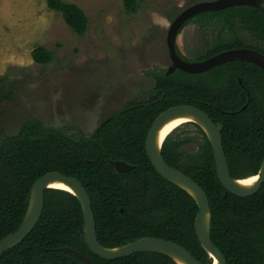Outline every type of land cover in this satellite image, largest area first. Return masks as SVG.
Listing matches in <instances>:
<instances>
[{
  "label": "trees",
  "instance_id": "obj_1",
  "mask_svg": "<svg viewBox=\"0 0 264 264\" xmlns=\"http://www.w3.org/2000/svg\"><path fill=\"white\" fill-rule=\"evenodd\" d=\"M143 0H122L126 13L136 14ZM60 14L77 37L86 34L88 20L76 5L62 0H44ZM264 2V0H263ZM203 28L219 24L225 34L205 46L197 61L222 51L245 47L243 33L259 41L264 55V11L236 6L197 15ZM240 34V35H239ZM35 64H49L53 56L44 47L32 50ZM209 75L208 79H197ZM149 93L129 101L105 119L89 136L67 135L39 120L23 121L15 135L0 142V240L20 226L32 184L48 172L78 179L86 189L94 215L96 236L104 248H117L144 237L161 238L185 248L202 264L211 259L194 233L197 205L184 190L163 179L151 166L144 150L148 129L170 107L189 105L204 111L213 123L222 125L221 136L233 179L257 174L264 159V97L251 98L245 110L242 93L231 94V81L257 78L264 87V70L244 61H232L212 70L191 75L176 70H153ZM261 81V82H260ZM14 86L0 78V102L10 101ZM201 138L196 152L182 153L181 142L168 136L161 148L164 161L196 182L210 206V238L226 264H264V183L252 196L227 193L215 170L210 143L196 124ZM134 166L118 173L110 162ZM81 207L70 193L46 189L40 219L18 245L4 252L0 264H84L60 251L73 248L95 264H176L155 253H137L116 260H102L87 248L79 233Z\"/></svg>",
  "mask_w": 264,
  "mask_h": 264
},
{
  "label": "rangeland",
  "instance_id": "obj_2",
  "mask_svg": "<svg viewBox=\"0 0 264 264\" xmlns=\"http://www.w3.org/2000/svg\"><path fill=\"white\" fill-rule=\"evenodd\" d=\"M63 1H87L84 36L77 37L44 0H0V78L14 86L12 99L0 102V142L29 119L89 137L110 115L151 91L153 70L170 66L171 21L190 5L213 0H143L136 14L126 13L122 0ZM220 34L225 32L219 24L202 28L192 22L180 32L178 51L195 61ZM39 46L51 52L49 64L33 62L31 52ZM168 138L182 143V153L196 152L201 142L190 123Z\"/></svg>",
  "mask_w": 264,
  "mask_h": 264
},
{
  "label": "water",
  "instance_id": "obj_3",
  "mask_svg": "<svg viewBox=\"0 0 264 264\" xmlns=\"http://www.w3.org/2000/svg\"><path fill=\"white\" fill-rule=\"evenodd\" d=\"M236 6H253L264 11L263 0H213L194 3L179 13L171 21L166 33V47L171 62L166 70V75H170L175 70H180L187 74H199L224 63L236 60L253 63L264 70V57L258 52L249 49L223 51L203 61L196 62L182 60L176 53V36L185 22L206 12H216ZM177 117H193L194 121L190 123L198 125L206 135L212 149L217 178L227 193L241 198L254 195L264 183V159L257 174L246 177H257L256 182L251 187L245 188L237 185L236 182L238 180L245 178L233 179L230 175L222 144V125L220 123H213L205 112L189 105H177L161 112L147 131L144 150L151 166L163 179L184 190L193 198L197 205V214L194 219V233L199 245L211 259V264H213L214 260L217 261V264H226L222 253L210 238L211 215L209 201L205 192L191 178L178 169L169 166L164 161L161 155L164 140L159 147L156 145V136L159 129L168 121ZM110 163L116 172L120 174L134 169V166L122 161H113ZM57 181L68 186L71 192L67 193L76 197L80 204L83 224L79 225V233L84 239L88 250L93 255L102 260L110 261L126 258L137 253H155L170 258L176 264L175 259L182 261L184 264H202L182 246L161 238L144 237L117 248L109 249L102 247L97 240L94 215L86 189L78 179L65 176L58 172H48L32 184L27 210L20 226L14 233L0 240V258L4 252L20 244L35 228L43 211L44 191L46 189H53L49 187V184ZM60 251L84 264H95L87 256L73 248L62 247Z\"/></svg>",
  "mask_w": 264,
  "mask_h": 264
},
{
  "label": "flooded vegetation",
  "instance_id": "obj_4",
  "mask_svg": "<svg viewBox=\"0 0 264 264\" xmlns=\"http://www.w3.org/2000/svg\"><path fill=\"white\" fill-rule=\"evenodd\" d=\"M196 17V16H195ZM194 18V17H193ZM192 18V19H193ZM191 20V19H190ZM189 21V20H188ZM187 21V22H188ZM187 22H185V24L179 29V31H178V34H177V36H176V43H175V46H176V53H177V55L182 59V60H185V61H188V62H196L197 60H195V61H190V60H188V59H186V58H184L181 54H180V52L178 51V48H177V43H178V39H179V37H180V32H181V30L185 27V26H187V25H189V24H186ZM203 28V27H202ZM240 35V34H239ZM243 35L244 36H242V37H240L239 36V38L242 40V42H243V44L245 45V47H241V48H236V49H249V50H252V51H255V52H258L259 54H261L258 50L262 47V45H261V43L259 42V41H257V40H255V39H253V38H251V37H249L246 33H243ZM219 37V35L218 36H216V38H218ZM214 44L216 43V39H215V41L213 42ZM213 44V45H214ZM212 46V45H211ZM205 47V46H204ZM167 48V47H166ZM230 50H233V49H230ZM226 51H228V50H226ZM223 52V51H222ZM221 53V52H220ZM167 54H168V51H167ZM263 57H264V55L263 54H261ZM199 56V55H198ZM198 56H195L196 57V59H197V57ZM214 56V55H213ZM168 57H169V55H168ZM212 57V56H211ZM170 60V59H169ZM205 60V59H204ZM201 61H203V60H201ZM236 61H238V60H236ZM245 62V61H244ZM228 63V62H227ZM249 63V62H248ZM170 64H171V62H170ZM225 64V63H224ZM251 64H253V63H251ZM223 65V64H222ZM255 65V64H254ZM221 66V65H220ZM257 66V65H256ZM217 67H219V66H217ZM257 67H259V66H257ZM214 68H216V67H214ZM260 68V67H259ZM213 69V68H212ZM212 69H210V70H212ZM262 69V68H261ZM167 70V69H166ZM210 70H208V71H210ZM263 70V69H262ZM157 71H159V70H157ZM176 71V70H175ZM174 71V72H175ZM180 71V70H179ZM208 71H206V72H208ZM173 72V73H174ZM206 72H202V73H206ZM185 73V72H184ZM202 73H199V74H202ZM172 74V73H171ZM191 75H198V74H191ZM257 78H250V79H246V80H244V83H243V81H241V79L240 78H237L236 79V81H237V87L235 88L234 87V84H233V80H230L231 81V83H230V85H231V94L232 95H235V93H234V90H236V95H237V93H242V94H244V96H245V103H244V105L242 106V108H241V110H245L246 108H247V106H248V104H249V99H251V98H262V97H264V87L261 85H258V80H256ZM261 82V81H260ZM204 112V111H203ZM187 124H189V123H187ZM190 124H192V123H190ZM194 124V123H193ZM222 130V129H221ZM171 135V134H170ZM169 135V136H170ZM168 136V137H169ZM244 178H246V177H244ZM240 179H242V178H240ZM65 254V253H64ZM83 254V253H82ZM69 256V255H68ZM86 256V255H85ZM76 260V259H75ZM78 261V260H77ZM80 262V261H79ZM82 263V262H81Z\"/></svg>",
  "mask_w": 264,
  "mask_h": 264
},
{
  "label": "bare ground",
  "instance_id": "obj_5",
  "mask_svg": "<svg viewBox=\"0 0 264 264\" xmlns=\"http://www.w3.org/2000/svg\"><path fill=\"white\" fill-rule=\"evenodd\" d=\"M194 121L193 117H177L174 118L170 121H168L166 124H164L159 131L157 132V136H156V145L157 147H159L162 143L163 140L166 139V137L177 127L180 126L183 123H190ZM257 180V177H250V178H245L242 180H238L236 182L237 185L245 187V188H249L251 187ZM50 188L53 189H57V190H63L65 192H71V189L66 186L65 184L61 183V182H52L49 184ZM177 264H184L182 261L175 259ZM213 264H217V261L214 260Z\"/></svg>",
  "mask_w": 264,
  "mask_h": 264
},
{
  "label": "crops",
  "instance_id": "obj_6",
  "mask_svg": "<svg viewBox=\"0 0 264 264\" xmlns=\"http://www.w3.org/2000/svg\"><path fill=\"white\" fill-rule=\"evenodd\" d=\"M63 1V0H62ZM66 3H71V4H74V5H76V6H78L81 10H83L84 12H85V8L83 7V6H85L86 7V3H87V1H84V2H81V4L80 3H77V2H66ZM83 5V6H82ZM39 12H37V14H38ZM43 28V27H42ZM42 28H41V30H42Z\"/></svg>",
  "mask_w": 264,
  "mask_h": 264
}]
</instances>
